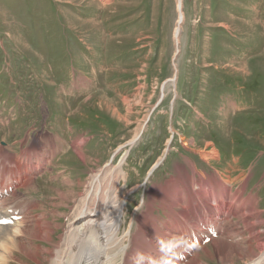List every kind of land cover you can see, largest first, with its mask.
Masks as SVG:
<instances>
[{
	"label": "rangeland",
	"instance_id": "374dc122",
	"mask_svg": "<svg viewBox=\"0 0 264 264\" xmlns=\"http://www.w3.org/2000/svg\"><path fill=\"white\" fill-rule=\"evenodd\" d=\"M181 8L177 41V0H0V146L45 155L31 188L17 186L23 201L10 197L6 209L24 215L14 250L22 264L62 252L55 247L77 198L97 178L109 210L124 205L121 236L143 211L169 223L155 197L180 187L190 164L223 171L238 194L245 181L240 197L256 196L264 220V0H182ZM212 151L206 162L201 154ZM229 217L239 246L255 231L264 236L256 213L249 231L239 214ZM37 225L49 240L34 236ZM214 240L199 248L198 264H253L261 253L220 258ZM34 251L38 261L26 256Z\"/></svg>",
	"mask_w": 264,
	"mask_h": 264
},
{
	"label": "bare ground",
	"instance_id": "6f19581e",
	"mask_svg": "<svg viewBox=\"0 0 264 264\" xmlns=\"http://www.w3.org/2000/svg\"><path fill=\"white\" fill-rule=\"evenodd\" d=\"M181 7L182 0H177L178 23L174 33L177 41L178 32L180 30L179 23L183 20ZM133 142L134 140L130 141V143ZM1 146L0 162L2 164L0 167V184L4 188L11 186L12 190L7 195L0 196V222L1 220L9 219L7 223H0V264H12L11 261L15 262V264H22L20 257L14 253V250L16 251L18 248V236H22L25 231L18 227L19 224L21 225V223H24V215L21 214L22 211L20 210L18 218L16 220H12L11 217L16 213L8 212L10 210L6 211V209H8V206L10 205L8 202L10 197L16 198V200L14 199L15 201H17V199L23 201L21 196L18 197L15 194V191L18 189L17 186L25 187L32 181L31 174L33 171H38L42 168L44 164L43 158L45 155L42 153L38 154V152H36L37 154L34 156L32 151L29 150L23 151L21 155H13L10 154L8 150L2 148L6 147V145ZM203 154H201L202 158L206 162H209V155L215 154V152L212 151V153ZM21 159L25 160L22 164L20 163ZM159 163L160 162L155 164L157 165ZM154 167L155 166H153V168ZM185 170L190 171L189 176L184 174ZM205 171L206 170L198 169L195 164H190L189 168L184 167L183 171H180L181 174L177 176V179L181 180V186L173 187V189L168 193L164 192L166 195H169L167 198L164 195H157V197H155V200L160 203L165 210L168 209V211L165 212L167 213V216H170L171 218L167 225H157L151 218L148 217L149 213L146 211H143L138 218L134 213L133 221L130 219L129 225L131 222L133 223L136 218L138 219V224L136 228L132 227V230L122 232L123 236H121L120 232L122 223L125 220L124 205L122 202H118V204L114 205L118 206L117 209L110 211L105 198H103L104 196H100L101 193H99L101 190L100 178H97L95 183L91 181L93 184L90 182L92 185H90L88 189L86 188L87 191L85 190L84 195L77 198L78 204L74 219L69 222V231L67 232L68 235L66 234L67 237H65V241H62L65 242L64 245L61 243L59 246L55 247L59 248L61 246V248H63L62 252H58L57 249L54 255L52 253L54 259L52 261L53 257L51 255L49 264L51 262V264H180V262L178 263L177 261L172 260L170 256V254L176 252H173V250H177L179 247L190 249V255L183 264H186L187 261L191 260L193 257L194 264H198L200 257L196 254L198 253L199 248L204 247L206 243L210 240H214L218 235H223L227 240H222V242L219 240L213 241L214 243L217 241V245H221L219 249L216 248L217 255H219L220 258L226 254L227 259H230V256L232 258L236 255L242 256L245 254L249 256L250 259L252 256L257 255V250H260L261 253L257 256V260L253 261V264H258L260 259L259 263L264 264V236H261L259 231H255L251 235V238L249 240L247 239L249 246H244L243 248L241 245L239 246L241 240L236 237V234L239 233L240 230L236 225L237 222L231 224V221H229L226 225L220 223V221H226L229 216L239 214L241 216V220L244 221V225L241 228L249 231L254 228V224L252 222L249 225V213L254 212L258 215V219H256L259 221V226H261L260 224H264V220L261 218V212L256 210L259 201L258 198L256 196H249L248 193V195H244L243 198L240 197L241 194L245 193V181H243V187L239 190L240 193L238 194L237 191H231L233 178H229V175H225L223 171L219 172V170L212 171L214 172L212 175L204 173ZM97 176L99 177V175H95L94 178ZM8 179L12 181L8 182ZM29 186L30 184L28 187ZM108 191L109 190L106 188L105 193L103 191L102 192L107 196ZM81 193L82 192H80L79 195ZM210 198L213 199L212 201L214 202V205L209 202ZM17 202H19V200ZM28 202H24L26 207L21 208L28 209V207L31 206L30 202ZM223 202L226 204L228 212H218L215 214L214 208H219ZM160 204L159 206L161 207ZM175 205L181 206H177L180 208V211L174 213V207H176ZM19 206L17 205L16 207L20 208ZM201 207L205 208L206 211H211V214H215L218 218L216 221L217 226H215L217 233L216 236L208 235L206 241L201 240L202 238H200L198 240V248L189 244H182L179 241L178 236L180 231L182 229H191L193 227L190 224L192 221L190 217H199V214L197 213ZM112 212L114 213L113 215ZM205 214L208 215V212ZM219 216L222 218L221 220L219 219ZM145 217H148L149 220H144ZM108 219H111V221L107 222ZM235 225L237 227H235ZM39 227L42 226L37 225L33 228L34 236L39 238V240L41 238L49 240L47 235L49 230L46 232L44 231V228L39 229ZM160 229L169 235L161 233ZM144 230H148L152 232V234H155L152 235L154 237H139V233L141 232V234H143L145 232ZM191 233L194 232L191 231ZM159 235L161 237L156 239ZM254 236H257L260 240L256 241L255 239H252ZM253 241L257 242V244L259 242V244L250 246V243L252 244ZM193 245H195V242ZM132 246H135V249H133ZM161 247H163V249ZM26 256L30 259L38 261L37 258L39 257V254L36 255V252L34 251L32 255Z\"/></svg>",
	"mask_w": 264,
	"mask_h": 264
}]
</instances>
